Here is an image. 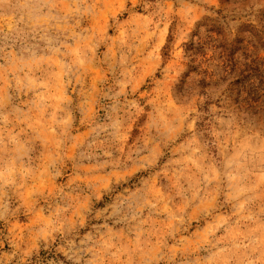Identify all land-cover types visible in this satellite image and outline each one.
<instances>
[{
    "label": "rangeland",
    "instance_id": "rangeland-1",
    "mask_svg": "<svg viewBox=\"0 0 264 264\" xmlns=\"http://www.w3.org/2000/svg\"><path fill=\"white\" fill-rule=\"evenodd\" d=\"M263 47L264 0H0V264H264Z\"/></svg>",
    "mask_w": 264,
    "mask_h": 264
},
{
    "label": "trees",
    "instance_id": "trees-1",
    "mask_svg": "<svg viewBox=\"0 0 264 264\" xmlns=\"http://www.w3.org/2000/svg\"><path fill=\"white\" fill-rule=\"evenodd\" d=\"M257 59L261 62L262 66L256 65L253 67L252 64L253 62L255 63ZM251 62L252 64L246 65L244 70L240 71H237L234 67H229L230 73H237L234 82L237 86H240L242 90L246 91L244 100L249 104V107H251V103H258L261 98V106L264 107V57H256V59H252ZM259 67H261V69Z\"/></svg>",
    "mask_w": 264,
    "mask_h": 264
}]
</instances>
